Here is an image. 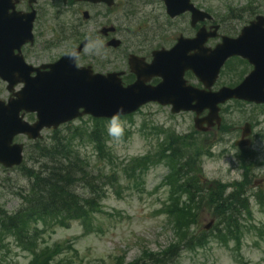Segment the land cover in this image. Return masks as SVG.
Returning a JSON list of instances; mask_svg holds the SVG:
<instances>
[{"label":"rangeland","instance_id":"rangeland-1","mask_svg":"<svg viewBox=\"0 0 264 264\" xmlns=\"http://www.w3.org/2000/svg\"><path fill=\"white\" fill-rule=\"evenodd\" d=\"M205 11L221 19L229 13L230 9L240 10L242 8H254L257 15H264V0H192ZM98 9V8H97ZM94 9L92 16L96 15ZM175 27L171 34L179 37L187 29L188 24L183 21L174 23ZM235 26V24H232ZM88 29V25L85 26ZM46 36L43 41H51L53 34L49 27L44 28ZM39 43V42H38ZM72 43H65L59 49L45 53L39 59L41 62H50L58 59L65 53ZM92 48L84 53L79 61L81 65L90 63ZM0 93L7 96V88L0 80ZM229 113H232L230 121L233 125L243 126L249 116L257 114L259 127L255 134H264V109H255L252 105L229 106ZM134 119L120 121L119 124L108 123L111 131L109 149L112 153L110 161L102 162L92 143L86 139V132L93 126L89 117L84 121H76L71 130H60L66 135L74 134V128L83 133L77 135L76 145L92 165V172L106 175V182H110V175L117 173L119 182L115 186H106L107 195L104 201L103 211L105 214H97V230L90 235L83 234L81 222H74L70 228H51L39 237L41 246L53 245L56 242H68L78 250L79 258L77 263L84 264H239L238 260L244 258L252 264H264V209L252 201L254 219L247 224L241 253L235 249L233 241L225 243L215 237H209L205 246H196L194 249L183 248L178 251V258L168 263L162 251L169 248L176 242L174 230L167 216L160 214L159 210L162 201L165 199V191L153 190L167 173L165 167H156L150 171L146 178L144 189L133 186L123 175L124 163L132 157L144 156L154 152L157 142L156 138L147 139L145 133L154 126L166 128L170 132L189 134L193 129L192 115L173 116L168 108L162 109L157 105L147 106L141 113L135 114ZM53 132L45 133V140L48 141ZM162 139V137H161ZM23 142V139H19ZM49 142V141H48ZM258 164L255 168V185L264 188V139L259 140L257 145ZM28 153V151H27ZM26 153V154H27ZM220 153V148L215 154ZM29 155V153H28ZM28 157V156H27ZM27 167H36L35 161L26 158ZM235 160L230 156L224 158L215 157L206 160L204 172L211 180L217 179L223 182H231L241 178V171L236 167ZM93 174V175H94ZM29 181L21 171L17 169H5L0 166V208L8 214L20 210L23 205L22 195L28 191ZM80 193H88L89 190L78 186ZM201 216L199 226H196L195 233L200 237L205 227L213 220L208 212ZM213 228V227H212ZM211 228L210 231L213 229ZM42 229V227H41ZM46 229V228H45ZM144 251L156 254L155 257L143 254ZM71 255V254H70ZM31 255L23 247L19 246L13 237L7 238L0 247V264H29Z\"/></svg>","mask_w":264,"mask_h":264},{"label":"trees","instance_id":"trees-1","mask_svg":"<svg viewBox=\"0 0 264 264\" xmlns=\"http://www.w3.org/2000/svg\"><path fill=\"white\" fill-rule=\"evenodd\" d=\"M94 122L93 129L88 132L89 139L95 143L100 157H107L110 153L107 152L106 122ZM75 138V134L72 138L58 136L52 146L38 144L37 162L41 168L21 167L24 177L30 182L29 192L23 196L24 206L15 214L0 210V245L6 238L15 237L20 247L32 255L30 264H74L69 257H61L72 246L58 243L55 247L42 248L38 245L39 234L44 232L39 225L51 224L67 228L72 221H80L86 234L94 231L95 214L98 213L103 198V182L98 183V179L89 172L88 161L74 148ZM162 151L155 158L147 156L134 159L125 170L126 175L132 179H141L151 166L156 165L155 159H169L172 163L169 176L172 204L164 212L173 219L178 236L188 238L192 226L198 223V211L202 209L196 203L205 202L218 217L219 224H225L226 232L236 240L239 247L243 232L239 218L243 213L247 216L252 214L247 197L251 184L247 181L248 174L242 182L234 184H205L201 182V149L195 144L191 145L186 139L173 138L171 142H166ZM167 151L170 153L167 154ZM81 184L90 188L88 197L76 189ZM228 188L231 191L226 195ZM256 196L264 204V192L260 190ZM184 197L187 198L186 201L182 200ZM175 198H178L177 203H174ZM190 240L189 238L188 241ZM179 247L173 246L166 252L167 255L171 256ZM150 256L153 257V254Z\"/></svg>","mask_w":264,"mask_h":264},{"label":"water","instance_id":"water-1","mask_svg":"<svg viewBox=\"0 0 264 264\" xmlns=\"http://www.w3.org/2000/svg\"><path fill=\"white\" fill-rule=\"evenodd\" d=\"M91 1V0H90ZM93 2H102L103 0H92ZM168 3V13L171 16L183 14L184 11L190 10L194 13V23L199 20L211 17L206 13L194 10L189 0H165ZM259 23L243 31L240 39L233 40L224 38L223 43L210 54V71L212 80L215 81L224 63L232 56H243L255 66L254 72L247 77L242 85L235 89L223 88L220 93L214 94L213 114L217 115L218 105L224 103L233 97L247 100L250 102L264 103V19L259 17ZM263 28V30H262ZM26 35L31 39V28L26 29ZM14 31L4 34L0 32V56L2 59L6 55L13 54L15 49L25 44V42L15 43ZM196 40L206 42L207 37H201ZM176 46L172 58L169 61L178 60V68L180 70L179 79L184 75L187 67H191L190 59L184 57V53L189 49H196L197 46H189L186 40L179 41ZM181 44V45H180ZM81 50V49H80ZM77 51V53L80 52ZM209 58H202L201 61L207 62ZM8 63V59L5 61ZM83 69V80L76 81L75 57L71 59V63L66 60L60 62V65L49 74H38L36 79H16L9 80L11 88L19 82L26 83L24 93L29 97L41 98V106L36 110L43 116H40V122L36 126H30L22 122L19 118L20 108L14 103H10V108L0 104V163L4 167L18 166L23 162V146L12 145L14 138L18 134H28L30 138H40V130L44 127H59L63 122L73 121L76 117H82L85 114H91L93 117L114 118L119 115H127L138 110L142 104L157 100L162 101V92L172 93L174 83L178 82V78L164 84L163 89L157 88L150 92H146L145 84L137 82L134 86L124 88L121 81L115 77L102 78L93 77L89 72ZM208 73V72H207ZM204 74V73H203ZM203 76V75H202ZM145 90V91H144ZM169 103H173L176 108L174 112L180 111L182 107L175 104L173 100L168 99ZM27 105V104H26ZM81 109L85 111L79 113ZM35 111V110H33ZM214 118V116H213ZM249 126L246 127L245 132Z\"/></svg>","mask_w":264,"mask_h":264},{"label":"flooded vegetation","instance_id":"flooded-vegetation-1","mask_svg":"<svg viewBox=\"0 0 264 264\" xmlns=\"http://www.w3.org/2000/svg\"><path fill=\"white\" fill-rule=\"evenodd\" d=\"M162 3L158 2V0H115L114 6L112 8L104 4L98 5L102 6L96 10L97 16L99 17H95L92 20L90 19L89 23L85 21L83 14L84 12H89L90 10L92 11V9L96 6L85 3L82 0H69L67 4H64V0H37L34 5H31L29 0H0V10L2 12L6 11L5 19L7 20L8 25L13 24V16L15 12L21 14L34 13L36 20L33 26V30L35 41H38L39 43L35 45H25V47H23L21 50L27 63L33 65L39 63V58L42 55L44 56L45 53H48V42L46 43L45 41H43L44 36H46L44 28L47 27V25L54 26L55 30H53V38H55L54 36H56L57 33L59 34V46L57 47L59 48L63 46L62 43L67 41L63 40L64 38L62 34V27L65 28V37H70L71 33L76 30L77 26L83 27L85 25H88V29H90V31H92L93 29L99 32V37L103 41L105 37H101L102 29H104V26L106 24H108V22L103 18V15L107 14L108 17H115V22L119 25V28H117V34H120V37L122 38V41L124 43V52H122L120 55H117L116 60L113 56H111V59L108 57L104 59V53H98L99 58L101 59H94V61L92 62H94L97 72L102 71V73H106L110 70H113L112 67L115 64V61H119L120 59H122L123 64L126 67L124 71L126 72L124 79L126 78L127 84H133L136 81V76L132 72H130L128 61L130 55L134 54L138 57L143 58L147 64H151L155 51L162 50V48L170 49L176 43L175 36L170 33V26H168L167 28L161 27V29L157 32V28L150 25V23L158 20L156 17L158 15L157 12H162L161 9L159 10L157 9V7H153V4L160 5ZM163 10H165V7L163 8ZM211 24L212 23L201 24L196 26L195 29H190L188 37H196V33L199 28H206L207 30H210L212 27ZM248 24H244L242 27H245ZM220 25V36L231 35L232 37H237L240 34L239 28H228V23L221 22ZM84 30L85 29H83V31ZM166 34L169 36V38H166L167 42L160 46L159 42L162 38L166 37ZM111 37L113 36L110 35L108 38H106V40H109ZM219 41L220 38L219 40L209 41L208 44H206V47L213 48L217 46ZM51 44L54 45L56 43L53 42ZM107 51V53H110V50ZM98 62L100 63L99 66L108 65V68L104 70L99 68V66L97 65ZM252 70L253 67L249 65L247 60L242 61V59L240 58H233L226 63L225 70L221 74L223 75L221 78V82L216 84L212 89L215 90L216 88V90H219L221 86L226 85L222 82L223 80H225V77H232V75H240L243 73L248 74ZM185 79L196 89H207V87L203 85L199 80H197L195 75L190 71L186 73ZM161 81L162 79L159 77H152L149 83L153 86H157L161 83ZM228 84H231V82H229ZM230 130L231 129L229 127L224 125L223 128L219 130L217 128L213 129L209 135H211L213 132L215 134L221 132L222 135L225 133L226 137L230 138L231 136H229L228 133L226 134V132ZM234 134L238 137L233 138L232 148H234L235 152L233 151L232 154L237 159L239 158V156L247 154L249 149H243L237 146V142L243 138L242 132H240V128H238V130H235ZM223 145L225 144L221 143V146ZM252 145H254L253 141ZM227 150L228 149H226V152Z\"/></svg>","mask_w":264,"mask_h":264}]
</instances>
